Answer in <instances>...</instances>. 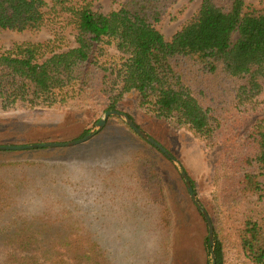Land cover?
I'll list each match as a JSON object with an SVG mask.
<instances>
[{
  "label": "trees",
  "instance_id": "trees-1",
  "mask_svg": "<svg viewBox=\"0 0 264 264\" xmlns=\"http://www.w3.org/2000/svg\"><path fill=\"white\" fill-rule=\"evenodd\" d=\"M95 1L0 0L1 29L49 33L0 49V112L69 109L96 123L133 95L146 113L189 130L214 155L204 205L214 264H264V7L201 0L167 40L158 25L169 0H124L108 13L94 9ZM133 157L142 188L161 209L154 228L168 229L159 168L142 151ZM17 167L29 164H0V264H116L106 255L99 210L92 218L78 203L66 206L72 200L51 166L42 184L48 200L20 201L35 184L5 185L6 171ZM118 238L125 250L119 264H146ZM140 238L145 252L147 239ZM169 238L160 239L165 251ZM204 246L210 248L208 235Z\"/></svg>",
  "mask_w": 264,
  "mask_h": 264
},
{
  "label": "rangeland",
  "instance_id": "rangeland-1",
  "mask_svg": "<svg viewBox=\"0 0 264 264\" xmlns=\"http://www.w3.org/2000/svg\"><path fill=\"white\" fill-rule=\"evenodd\" d=\"M123 2L96 0L93 8L108 13L118 10ZM168 3L158 28L165 39L170 40L194 15L201 0H169ZM246 5L264 7V0H247ZM48 36L46 29L18 32L0 28V49L15 42L44 40ZM118 110L129 115L177 160L192 183L197 198L203 206L206 205L211 188L213 153L189 130L173 129L165 120L146 113L137 105L133 95L122 100ZM95 126L90 113L74 116L69 109L34 108L0 112V145L67 142L85 136L87 133L82 135L84 129L95 130ZM148 143L121 118L110 116L103 128L83 143L69 147L0 150V164H29V168L17 167L6 171L10 173L3 176L5 185L7 182L15 185L19 181L28 183L29 178L30 184L34 182L28 195L16 197L29 203L32 200L38 203L48 200V188L42 187V184L46 181L47 166L54 168L50 170L53 178L64 183L63 192L70 196L68 200H72L66 206L78 208V203L92 218L99 210L100 233L107 249L106 255L116 264L125 257L118 236L129 241L128 250L134 261L140 257L141 262L146 264H158L165 259L166 264H207L211 258L210 248L204 246L205 236L208 235L207 222L191 199L177 164ZM138 151L149 155L159 168L169 213L168 229L154 228L161 218V209L141 186L142 175L133 157ZM97 172L98 177L95 176ZM133 222H140V228L135 227ZM166 230L170 232V238ZM142 236L147 239L145 252L141 251ZM163 237L171 241L170 251L169 248L165 251L164 242L160 241Z\"/></svg>",
  "mask_w": 264,
  "mask_h": 264
},
{
  "label": "water",
  "instance_id": "water-1",
  "mask_svg": "<svg viewBox=\"0 0 264 264\" xmlns=\"http://www.w3.org/2000/svg\"><path fill=\"white\" fill-rule=\"evenodd\" d=\"M110 116H116L121 118L136 134H138L141 138L152 144L153 146L157 147L162 153H164L168 158H170L177 166L179 167L181 174L185 180L186 187L188 190V193L193 200L194 204L196 205L197 209L202 213L204 216L207 227H208V239H209V251H210V257L212 258V262L214 261V237H213V224L211 221V218L205 209V207L201 204L199 199L197 198L193 186L190 183V180L188 179L186 173L182 170L180 164L175 160V158L162 146L160 145L156 140H154L152 137H150L147 133H145L130 117L124 112H121L119 110H108L103 113V115L100 117V119L96 122L95 130L89 131L85 136L67 141V142H38V143H32V144H22V145H0V150H25V149H32V148H56V147H69L72 145L80 144L88 139H90L96 132L101 130L103 126L106 124L107 119ZM214 264V262H213Z\"/></svg>",
  "mask_w": 264,
  "mask_h": 264
}]
</instances>
